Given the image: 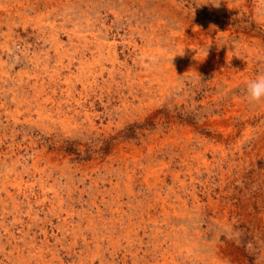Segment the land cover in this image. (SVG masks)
<instances>
[{
    "label": "rangeland",
    "instance_id": "1",
    "mask_svg": "<svg viewBox=\"0 0 264 264\" xmlns=\"http://www.w3.org/2000/svg\"><path fill=\"white\" fill-rule=\"evenodd\" d=\"M263 6L0 0V264H264Z\"/></svg>",
    "mask_w": 264,
    "mask_h": 264
},
{
    "label": "clouds",
    "instance_id": "2",
    "mask_svg": "<svg viewBox=\"0 0 264 264\" xmlns=\"http://www.w3.org/2000/svg\"><path fill=\"white\" fill-rule=\"evenodd\" d=\"M246 91L250 102L264 100V74H260L255 79L249 81Z\"/></svg>",
    "mask_w": 264,
    "mask_h": 264
},
{
    "label": "bare ground",
    "instance_id": "3",
    "mask_svg": "<svg viewBox=\"0 0 264 264\" xmlns=\"http://www.w3.org/2000/svg\"><path fill=\"white\" fill-rule=\"evenodd\" d=\"M9 1V0H8ZM223 1V0H222ZM226 1V0H225ZM12 2V1H11ZM260 4V3H259ZM24 5V4H23ZM257 5V4H256ZM20 7H21V5H20ZM264 7V6H263ZM5 9V8H4ZM14 10V9H13ZM263 11V10H262ZM253 12V11H252ZM255 12V11H254ZM257 12V11H256ZM6 13V12H5ZM8 13V12H7ZM263 13V12H262ZM257 15V14H256ZM3 16V15H2ZM10 16V15H9ZM254 16V15H253ZM176 19V18H175ZM159 21V20H158ZM259 21V20H258ZM168 22V21H167ZM162 23V22H161ZM182 23V22H181ZM166 24V23H165ZM179 24V23H178ZM184 25V24H183ZM182 25V26H183ZM155 28H157V27H155ZM184 28V27H183ZM157 30V29H156ZM153 31V30H152ZM167 31V30H166ZM142 32H143V30H142ZM154 32V31H153ZM163 32V31H162ZM202 33V32H201ZM217 33V32H216ZM160 34V33H159ZM183 34V33H182ZM227 34V33H226ZM155 35V34H154ZM178 35V34H177ZM229 35V34H228ZM149 36V35H148ZM181 36V35H180ZM179 35L177 36V37H180ZM186 37V36H185ZM247 37V36H246ZM154 38V37H153ZM156 38V37H155ZM159 38H161V37H159ZM181 38V37H180ZM244 38H245V35H244ZM248 38V37H247ZM143 39V38H142ZM165 38H163V40H164ZM184 39V38H183ZM187 39V38H186ZM154 40V39H153ZM246 40V39H245ZM249 40V39H248ZM150 41V40H149ZM184 41V40H183ZM250 41V40H249ZM252 41V40H251ZM254 41H255V39H254ZM188 42V41H187ZM248 42V41H247ZM249 43H251V42H249ZM59 44V43H58ZM185 44V43H184ZM213 45V44H212ZM183 46V45H182ZM187 46V45H186ZM246 46V45H245ZM217 47H218V45H217ZM247 47V46H246ZM219 48V47H218ZM253 49V48H252ZM254 49H255V47H254ZM256 50V49H255ZM258 52V51H257ZM215 54V53H214ZM252 54V53H251ZM86 59V58H85ZM235 74V73H234ZM117 159V158H116ZM140 163V162H139ZM168 168V167H167ZM220 170V169H219ZM110 172V171H109ZM36 173V172H35ZM155 185V184H154ZM194 190V189H193ZM93 193V192H92ZM150 193V192H149ZM184 193V192H183ZM196 193V192H195ZM193 196V195H192ZM93 199V198H92ZM71 200V199H70ZM165 200V199H164ZM189 200V199H188ZM162 201V200H161ZM169 201V200H168ZM144 202V201H143ZM162 203H164V201H162ZM177 203V202H176ZM164 205V204H163ZM167 205H165V207H166ZM170 208H171V206H170ZM167 210V209H166ZM166 221V220H165ZM124 225V224H123ZM73 228V227H72ZM174 229V228H173ZM115 231V230H114ZM157 232V231H156ZM160 232V231H159ZM166 232V231H165ZM112 233V232H111ZM113 235H114V233H112ZM149 234V233H148ZM120 236V235H119ZM148 237V236H147ZM155 237V236H154ZM167 237V236H166ZM84 240V239H83ZM148 240V239H147ZM102 241V240H101ZM145 242V241H144ZM150 245V244H149ZM154 246V245H153ZM157 246H158V244H157ZM156 247V246H155ZM161 248V247H160ZM214 250V249H213ZM140 251V250H139ZM138 251V252H139ZM216 251V250H215ZM130 252V251H129ZM164 252V251H163ZM166 252V251H165ZM164 252V253H165ZM162 253V252H161ZM144 255V254H143ZM153 256V255H152ZM146 258V257H145ZM166 258H167V256H166ZM150 259V258H149ZM158 259V258H157ZM160 259V258H159ZM218 259V258H217ZM138 261V260H137ZM142 261V260H141ZM126 262V261H125ZM124 263V262H123ZM131 263V262H130ZM144 263V262H143ZM217 263V262H216ZM220 263V262H219ZM222 263V262H221ZM135 264V263H134ZM141 264V263H140ZM145 264V263H144ZM158 264V263H157ZM197 264V263H196Z\"/></svg>",
    "mask_w": 264,
    "mask_h": 264
},
{
    "label": "trees",
    "instance_id": "4",
    "mask_svg": "<svg viewBox=\"0 0 264 264\" xmlns=\"http://www.w3.org/2000/svg\"><path fill=\"white\" fill-rule=\"evenodd\" d=\"M124 138L125 139L135 138V135H134V133H131V134L127 133V135H124ZM71 148L74 149V147H71ZM69 152H70L71 155H76L78 159H81V157H82V154H81V152L79 150L75 149V150H71Z\"/></svg>",
    "mask_w": 264,
    "mask_h": 264
}]
</instances>
